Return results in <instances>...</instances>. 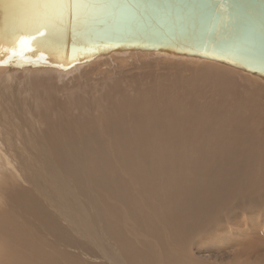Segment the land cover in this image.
I'll use <instances>...</instances> for the list:
<instances>
[{"label":"rangeland","instance_id":"374dc122","mask_svg":"<svg viewBox=\"0 0 264 264\" xmlns=\"http://www.w3.org/2000/svg\"><path fill=\"white\" fill-rule=\"evenodd\" d=\"M40 68L0 66V214L8 210L5 220L20 232L11 243L0 239V264L3 251L26 255L36 245L44 264H264L263 80L158 52ZM166 115L189 119L180 126L187 130L129 134L171 123ZM71 139L76 145L65 149ZM75 154L89 163L84 171ZM141 176L150 182L141 185ZM4 262L20 264L17 256Z\"/></svg>","mask_w":264,"mask_h":264},{"label":"water","instance_id":"95a60500","mask_svg":"<svg viewBox=\"0 0 264 264\" xmlns=\"http://www.w3.org/2000/svg\"><path fill=\"white\" fill-rule=\"evenodd\" d=\"M121 52L216 62L264 81V0H0V64L71 67Z\"/></svg>","mask_w":264,"mask_h":264},{"label":"bare ground","instance_id":"6f19581e","mask_svg":"<svg viewBox=\"0 0 264 264\" xmlns=\"http://www.w3.org/2000/svg\"><path fill=\"white\" fill-rule=\"evenodd\" d=\"M158 53H160V52H158ZM184 58H186V57H184ZM191 59H197V58H191ZM197 60H202V59H197ZM203 61H207V60H203ZM88 62H90V61H88ZM210 62H212V61H210ZM85 63H87V62H85ZM214 63H216V62H214ZM82 64H84V63H82ZM206 64V63H205ZM3 64H0V66H2ZM78 65H81V64H78ZM203 65V64H202ZM206 66H208V65H206ZM206 66H202V68L203 69H210V67L209 68H206ZM4 67H8V68H12V69H16L17 67L14 65V64H5L4 65ZM74 67V66H73ZM38 68H40V66L38 67ZM50 69V70H56V71H67V70H61V69H58V68H54V67H41L40 69ZM72 68V67H71ZM199 68H200V66H199ZM212 68V67H211ZM214 68V67H213ZM218 68V67H217ZM220 69V68H219ZM69 70V69H68ZM199 70V69H198ZM211 70V69H210ZM215 70V69H214ZM222 70H224V69H221V71H218V70H215L216 72H217V74L218 73H224V72H226V71H222ZM214 72V71H213ZM204 74V75H203ZM203 77H205L206 75H210L209 74V71L208 72H203ZM200 75H201V73H200ZM218 75H220V74H218ZM198 76H199V74H198ZM201 77V76H200ZM236 77V76H235ZM208 78V77H207ZM213 78H215V77H213ZM212 78V79H213ZM217 78V77H216ZM219 79H220V77H219ZM260 80V79H259ZM229 81V80H228ZM262 81V80H261ZM151 103V102H150ZM183 107V106H182ZM152 109V108H151ZM158 110V109H157ZM174 110V109H173ZM136 113V112H135ZM177 113H179V112H177ZM176 113V114H177ZM185 113V112H184ZM157 114V113H156ZM159 114V113H158ZM181 114H183V113H181ZM207 114V113H206ZM154 115V114H153ZM160 115V114H159ZM204 115V114H203ZM147 116V115H146ZM152 116V115H151ZM178 116V115H177ZM184 116H185V114H184ZM138 117H141V116H139L138 115ZM143 117V116H142ZM183 116H181V118H182ZM201 118H202V115L200 116ZM149 118H150V115H149ZM161 118V117H160ZM160 118H159V120H160ZM164 118V121H167V119H169L170 117L168 116V118H167V115H166V118L163 116L162 117V119ZM179 118H180V116H179ZM185 119H186V121L183 119L182 120V122L183 123H180V121H177V120H174L173 121V118H171L172 119V122L171 123H168L169 121H167L166 123H168V124H165V123H160V122H157V123H150V125L148 124V126L149 127H147L146 125L144 126V128L143 127H141L142 129H140L139 128V126H138V128L140 129H138L139 131H142V133H140L139 131V133L137 132V130L135 129V133H129V134H131V135H138V137H137V139L140 137V138H142L143 139V136L144 137H146V136H148V135H156V136H162L163 134H166V129H167V126H171V127H173V129L175 128H177V133H180V131L181 130H183V131H185V130H187V129H185V128H183V127H180L181 125H184V124H187V122H188V120L189 119H187L186 117H184ZM201 118H199V121H197L196 123H199V122H201ZM156 119V118H155ZM155 119H154V121H155ZM161 119V120H162ZM171 119H169V120H171ZM178 119V118H177ZM194 119V118H193ZM134 120V119H133ZM160 120V121H161ZM197 120V119H196ZM131 122H132V120H130ZM137 121H140V120H137ZM145 121V120H144ZM153 121V120H152ZM131 122H128L129 124L128 125H130V123ZM134 122V121H133ZM132 122V123H133ZM135 122H136V119H135ZM147 122V121H146ZM162 122V121H161ZM126 123V122H125ZM137 123H139V122H137ZM136 123V124H137ZM141 123V122H140ZM178 123H180V124H178ZM177 124V126L175 127V125ZM189 124V123H188ZM140 125V124H139ZM142 125V124H141ZM105 126H106V124H105ZM119 126H121L120 125V123H119ZM133 126H135L136 127V125H133V124H131V127L129 128L130 130L129 131H133L132 129H133ZM143 126V125H142ZM103 127H104V125H103ZM162 127V128H161ZM185 127V126H184ZM99 129H101L100 127H98ZM124 128V127H123ZM128 128V127H127ZM132 128V129H131ZM185 129V130H184ZM105 130H107L108 131V128H106L105 127ZM122 130H124V129H120V133L121 134H118L117 135V133H119V132H117L116 133V131H118V129H116V131H115V133H116V135L119 137H121V135L122 134H124V133H126L125 131H126V129H125V131L124 132H121ZM128 130V129H127ZM101 131H102V129H101ZM110 131V130H109ZM108 131V133H112L113 131L111 130V132H109ZM129 131H127V132H129ZM189 131V130H188ZM134 132V131H133ZM137 132V133H136ZM104 133H106V131H104ZM201 134V133H200ZM100 135V134H99ZM108 134H106V135H104L105 137L107 136ZM113 135H115V134H109V136H110V138H112L113 137ZM136 135V136H137ZM143 135V136H142ZM176 135V134H175ZM50 136V135H49ZM112 136V137H111ZM142 136V137H141ZM55 138H57L56 136H54ZM101 137V136H100ZM114 137H116V136H114ZM112 138L111 140H112V142L113 141H115L114 139H116V138ZM125 137V136H124ZM109 138V137H108ZM60 139V138H59ZM63 139H65V137H63ZM67 139V138H66ZM126 139V138H125ZM135 139V138H134ZM174 139V138H173ZM67 140H69V139H67ZM66 140V141H67ZM72 141H71V143H69V141H68V143H67V148H65V149H69V150H72V147H73V145L72 144H74V145H76L75 143H73V139H71ZM77 140V139H76ZM117 140V139H116ZM133 140V139H132ZM132 140H131V138H130V142H132ZM151 140H153V139H151ZM75 141V140H74ZM83 141V140H82ZM81 141V142H82ZM91 142H93L92 141V139L90 140ZM128 141V142H129ZM124 142H126L125 140H124ZM137 142V141H136ZM134 143L135 145H137V143ZM147 142V141H146ZM84 143V142H83ZM86 143H88V142H85V144ZM94 143H96L95 141H94ZM93 143V144H94ZM148 143V142H147ZM77 144H79V143H77ZM84 144V145H85ZM89 144V143H88ZM89 145H91V144H89ZM88 145V146H89ZM115 145V144H114ZM133 145V144H132ZM59 146V145H58ZM82 146V145H81ZM96 146H98V144H96ZM56 147V146H55ZM61 147V146H60ZM76 147V146H75ZM89 147H92V146H89ZM99 147V146H98ZM102 147V146H101ZM132 147V146H131ZM95 148V147H94ZM105 149H106V147H104ZM116 148V147H115ZM114 148V149H115ZM121 148H124V147H121ZM120 148V149H121ZM127 148H129V146L127 147ZM152 148V147H151ZM62 149H63V147H62ZM91 149V148H90ZM105 149H103L102 148V150L104 151ZM130 149V148H129ZM129 149H128V152H131V151H133V148H132V150L131 151H129ZM136 150H138V148H135ZM97 150V149H96ZM107 150V149H106ZM105 150V151H106ZM119 150V149H118ZM123 150V149H122ZM127 150V149H126ZM125 150V151H126ZM142 150V149H141ZM150 150V149H149ZM124 151V150H123ZM139 151V150H138ZM107 152V151H106ZM109 152V151H108ZM119 152V151H118ZM127 152V151H126ZM127 152V153H128ZM134 153H137V152H135V150L133 151ZM132 152V153H133ZM148 154H149V151L147 150L146 151ZM151 152V151H150ZM77 153V152H76ZM87 153H89L88 152V150H87ZM121 153V152H120ZM132 153H130V154H132ZM147 153H145V155L147 154ZM123 154V153H122ZM129 154V153H128ZM129 154V155H130ZM139 154V153H138ZM150 154H152V155H154L152 152L150 153ZM95 155H98V154H95ZM95 155H93V156H95ZM121 155V154H120ZM140 155V154H139ZM134 156H136L135 154H134ZM75 157H76V154H75ZM131 157V156H130ZM139 157V156H138ZM142 157V156H141ZM146 157V156H145ZM154 157H155V155H154ZM159 157H160V155H159ZM121 158V157H120ZM129 158V157H128ZM135 158V157H134ZM147 158V157H146ZM76 159H77V161H78V165H79V168L82 170V171H84L85 169H83L82 167L84 166V165H86V164H89V163H87V161H85L83 158H78V157H76ZM96 159V158H95ZM126 159V158H125ZM139 159H140V157H139ZM138 158H137V160H139ZM145 159V158H144ZM156 159V158H155ZM120 160V159H119ZM122 160V159H121ZM120 160V161H121ZM129 160H130V158H129ZM134 159H131L130 160V162L131 163H133L134 161H133ZM141 160L142 159H140V162H141ZM157 160V159H156ZM89 161V160H88ZM94 162H95V160H93ZM124 161V160H123ZM127 161V163H128V159L126 160ZM143 161V160H142ZM89 162H91L92 163V160L90 159V161ZM130 162H129V164H130ZM148 162V161H147ZM156 162H158V161H156ZM160 162V161H159ZM125 163V162H124ZM142 163V162H141ZM164 163V162H163ZM126 164V163H125ZM128 164V166H131V164L129 165ZM134 164H135V162H134ZM146 165V163L144 162L143 163V165ZM156 165V164H155ZM66 166V168L68 169V171H69V173H71V174H76V171H77V173L79 172V169L78 170H76L74 167H72L71 165H69V166H71L73 169H75V171H72L69 167H67V165H64V167ZM90 166V165H89ZM124 166H126V165H124ZM142 166V165H141ZM166 166V168H167V165H165ZM95 167H97V166H95ZM94 167V168H95ZM100 168H99V171H100V169L101 170H103L102 168H101V166H99ZM145 167V166H144ZM157 167H160V166H157ZM157 167H156V169H157ZM163 167H164V165H163ZM84 168H85V166H84ZM87 168V167H86ZM155 167L153 166V165H151V163H149V166L147 167V169L148 170H150V171H153V170H155L154 169ZM161 168V167H160ZM96 169V168H95ZM105 169V168H104ZM119 169H120V167H119ZM98 170V169H97ZM117 170H118V168H117ZM160 170V169H159ZM87 171V170H86ZM88 172V171H87ZM119 172H121V171H119ZM101 173H102V171H101ZM141 174V173H140ZM79 175V174H78ZM84 175V174H83ZM75 176V175H74ZM96 176V175H95ZM124 176V175H123ZM79 177V176H78ZM91 177V176H90ZM137 177V176H136ZM149 177V176H148ZM148 177H146L145 178V176L143 177V176H141V178H137L136 180H138L139 182H140V180L139 179H142L141 181H146L147 183H149L150 182V177L148 178ZM92 178V177H91ZM94 178H96V177H94ZM60 179V178H59ZM72 179V178H71ZM77 179V178H76ZM58 180V179H57ZM9 181H11V180H9ZM51 181H53V180H51ZM109 181H110V179H109ZM60 182V181H59ZM78 182V181H77ZM82 182V181H81ZM115 183V182H114ZM143 184V182H140V184ZM50 184V183H49ZM139 184V183H138ZM141 184V185H142ZM70 185V184H69ZM80 185H82V184H78V186H80ZM143 185H145V184H143ZM74 186V185H73ZM77 185H76V188L78 187ZM81 187V186H80ZM97 187V186H96ZM71 189V188H70ZM75 189V188H74ZM81 189V188H80ZM5 190V189H4ZM3 192H5V191H3ZM74 192V191H73ZM7 193V192H6ZM123 193V192H122ZM11 194H13V193H11ZM6 195V194H5ZM8 195V194H7ZM2 196V195H1ZM1 196H0V198H1ZM51 196V195H50ZM123 196V195H122ZM9 198V197H8ZM23 199H25V198H23ZM161 200V199H160ZM35 201H37V200H35ZM21 202V201H20ZM24 202V201H23ZM38 202V201H37ZM36 202V203H37ZM126 202V201H125ZM159 203V202H158ZM29 204H30V202H29V200L26 198V201H25V203H22V206L23 207H29ZM35 204V203H34ZM55 204V203H54ZM38 206V205H37ZM35 207V206H34ZM159 207H160V205H159ZM1 208H2V206H1ZM33 208V207H32ZM11 210V209H10ZM9 210V211H10ZM47 210V209H46ZM2 211V210H1ZM13 211V210H12ZM6 212H8V210H5L3 213H1L0 214V239H4V242H3V244L4 243H11L12 241H14V240H16V239H14L13 237H15V235L17 236L18 234L17 233H19L20 234V232L19 231H17V230H15L14 228H18V227H14V226H12V224L14 223H10L9 224V222H7V219L9 220V218H7L6 220H5V217H7L5 214H6ZM64 212V211H63ZM164 212V211H163ZM10 214V213H9ZM48 214V213H47ZM169 214H170V212H169ZM174 214V213H173ZM134 215V214H133ZM262 215V214H261ZM43 216H44V214L42 215V219H44L43 218ZM164 216V215H163ZM45 217V216H44ZM165 217V216H164ZM169 217V216H168ZM174 217V216H173ZM176 218V217H175ZM162 219H164V218H162ZM161 219V220H162ZM171 219H174V218H171ZM23 220V219H22ZM135 220V219H134ZM175 220H178L177 218L175 219ZM170 221V220H169ZM16 222V221H15ZM40 222H42V221H40ZM145 223V222H144ZM170 223V222H169ZM255 223V222H254ZM31 224V223H30ZM55 224V223H54ZM139 224V223H138ZM163 224H164V222H163ZM166 224H168V222L167 223H165L164 225L165 226H167ZM19 225V224H18ZM26 225H28V224H26ZM32 225H33V223H32ZM147 225V224H146ZM177 224H175L174 226H176ZM15 226H17V225H15ZM21 226V225H20ZM23 226V225H22ZM57 226V225H56ZM170 226V225H169ZM251 226H253L254 227V225H251ZM257 226V225H256ZM255 226V227H256ZM177 228V227H176ZM19 229V228H18ZM29 230V229H28ZM180 230V229H179ZM37 231V230H36ZM169 231V230H168ZM30 232V231H29ZM64 232V231H63ZM161 232V231H160ZM48 233V232H47ZM31 234V233H30ZM35 234V233H34ZM52 234V233H51ZM76 234V233H75ZM171 235V234H170ZM169 235V236H170ZM178 235V234H177ZM211 235V234H210ZM19 236V235H18ZM18 236H17V238H18ZM34 236V235H33ZM76 236V235H75ZM165 236V235H164ZM213 236V235H212ZM35 237V236H34ZM38 237H40V236H38ZM43 237V236H42ZM218 237V236H217ZM37 238V237H36ZM89 238V237H88ZM149 238V237H148ZM253 238H255V237H253ZM31 239V238H30ZM43 239V238H42ZM204 239V238H203ZM60 240V239H59ZM197 240V239H196ZM28 241V240H27ZM38 241H41V240H38ZM22 242V241H21ZM30 242V241H29ZM92 242V241H91ZM39 243V242H38ZM90 243V242H89ZM249 243H251V242H249ZM256 243V242H255ZM28 244V243H27ZM26 244V245H27ZM30 244V243H29ZM39 244H41V243H39ZM260 244V243H259ZM262 244H264V243H262ZM19 245H23V244H19ZM25 245V246H26ZM48 245V244H47ZM24 246V245H23ZM72 246V245H71ZM76 246V245H75ZM173 246V245H172ZM256 246L257 245H255V246H253V243L248 247L249 248V250H250V252L251 251H254V249L256 248ZM31 248H32V246H30ZM49 247V246H48ZM47 247V248H48ZM51 247V246H50ZM57 247V246H56ZM53 248V247H52ZM258 248V247H257ZM18 249V248H17ZM38 245H36L35 247H33L32 248V250H30L29 249V251L27 252V254L25 255V254H21V253H23V252H17V251H14L13 253H11L12 252V250L10 251V252H8V251H3V263L4 264H6L4 261H6L7 260V257H8V255L9 256H17L18 257V259H19V262H20V264L22 263V264H26V263H29V260L31 259L30 258V256H31V253H32V255H34V256H32V259H31V261L32 262H36V263H38V261H40V263H38V264H44L43 262H42V256L43 255H45V254H42L43 253V250L40 248V249H38ZM74 249V248H73ZM260 249V248H259ZM40 250V251H39ZM50 250V249H49ZM261 250V249H260ZM42 251V252H41ZM60 251V250H59ZM34 252V253H33ZM48 252V251H47ZM161 252V251H160ZM167 252V251H166ZM242 252H244L243 250H242ZM257 252V251H256ZM252 254V253H251ZM262 254V253H261ZM55 255V254H54ZM60 255V254H59ZM260 255V254H259ZM172 256V255H171ZM1 257V256H0ZM34 257V258H33ZM54 257V256H53ZM263 257V256H262ZM46 258V257H45ZM42 259V260H41ZM56 259V258H55ZM171 259V258H170ZM169 259V260H170ZM49 260V259H48ZM165 260H167V259H165ZM45 261V260H44ZM49 261H51V260H49ZM173 261V260H172ZM32 262H30V263H32ZM72 262V261H71ZM53 264H57V263H55V262H52ZM52 263H50V264H52ZM60 263V262H59ZM47 264V263H46ZM68 264V263H67ZM168 264H170L169 263V261H168Z\"/></svg>","mask_w":264,"mask_h":264},{"label":"snow or ice","instance_id":"6c2138e0","mask_svg":"<svg viewBox=\"0 0 264 264\" xmlns=\"http://www.w3.org/2000/svg\"><path fill=\"white\" fill-rule=\"evenodd\" d=\"M39 2L45 7H67L77 10L93 5V0H39Z\"/></svg>","mask_w":264,"mask_h":264}]
</instances>
